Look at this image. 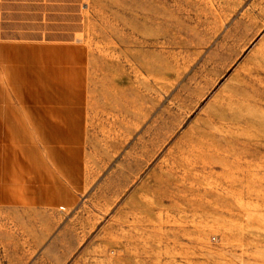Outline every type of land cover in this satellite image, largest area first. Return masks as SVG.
I'll return each mask as SVG.
<instances>
[{
	"label": "rangeland",
	"instance_id": "1",
	"mask_svg": "<svg viewBox=\"0 0 264 264\" xmlns=\"http://www.w3.org/2000/svg\"><path fill=\"white\" fill-rule=\"evenodd\" d=\"M0 264H264V0H0Z\"/></svg>",
	"mask_w": 264,
	"mask_h": 264
}]
</instances>
